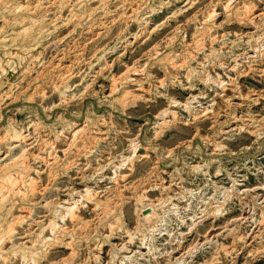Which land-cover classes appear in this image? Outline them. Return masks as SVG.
I'll return each instance as SVG.
<instances>
[{"label":"rangeland","instance_id":"rangeland-1","mask_svg":"<svg viewBox=\"0 0 264 264\" xmlns=\"http://www.w3.org/2000/svg\"><path fill=\"white\" fill-rule=\"evenodd\" d=\"M0 264H264V0H0Z\"/></svg>","mask_w":264,"mask_h":264},{"label":"bare ground","instance_id":"bare-ground-1","mask_svg":"<svg viewBox=\"0 0 264 264\" xmlns=\"http://www.w3.org/2000/svg\"><path fill=\"white\" fill-rule=\"evenodd\" d=\"M70 207H72V206H70ZM73 208V207H72ZM105 209V208H104ZM113 210V209H112ZM106 213V212H105ZM77 217H79V216H77ZM74 218V217H73Z\"/></svg>","mask_w":264,"mask_h":264}]
</instances>
